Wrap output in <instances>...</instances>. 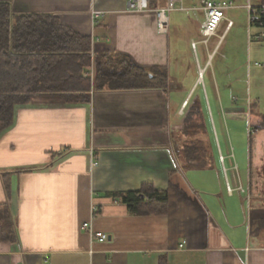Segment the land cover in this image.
Masks as SVG:
<instances>
[{
  "label": "crops",
  "instance_id": "1",
  "mask_svg": "<svg viewBox=\"0 0 264 264\" xmlns=\"http://www.w3.org/2000/svg\"><path fill=\"white\" fill-rule=\"evenodd\" d=\"M93 10L104 16L93 19ZM10 11L57 18L90 38L91 58L108 51L146 71L168 70V35L157 33L151 12H127L126 0H12ZM182 14L193 17L183 21L186 34L195 19L201 28V12ZM249 30L260 39L248 42L245 59L231 46L216 66L230 30L211 50L205 46L202 65L197 51L193 65L184 60L189 52L177 41V75L193 73L187 88L177 79L173 103L168 73L166 90L92 89L88 101L76 103L40 94L18 106L0 135V210L11 222L10 238L0 231V264H264V146L263 155L259 143L252 156V128L236 123L248 115L264 137V113L251 112L263 100L252 105L251 97L233 94L247 76L264 87L257 80L264 69L238 74L252 69L251 60L264 64V27ZM194 92L206 128L202 143L211 148L199 164L187 160L189 141H177ZM144 185L166 193L164 214L135 215L115 196ZM83 223L107 240L92 241Z\"/></svg>",
  "mask_w": 264,
  "mask_h": 264
},
{
  "label": "trees",
  "instance_id": "2",
  "mask_svg": "<svg viewBox=\"0 0 264 264\" xmlns=\"http://www.w3.org/2000/svg\"><path fill=\"white\" fill-rule=\"evenodd\" d=\"M11 1L0 0V135L12 126L15 109L28 104L35 95L59 94L65 101L76 103L88 101L87 93L92 89H167V68L146 71L127 57L108 51L91 58L90 38L62 26L50 15L14 16ZM255 1L264 5V0ZM150 7H156L155 0L150 1ZM257 26L264 27V23ZM198 95L194 92L187 101L180 123L182 137L189 141L187 160L195 164L200 163L199 157L211 154L210 146L202 143L201 131L206 128ZM115 196L135 215L165 213L166 193L148 185ZM10 223L7 210H0V231L6 239L10 238ZM159 264H166L164 258Z\"/></svg>",
  "mask_w": 264,
  "mask_h": 264
},
{
  "label": "rangeland",
  "instance_id": "3",
  "mask_svg": "<svg viewBox=\"0 0 264 264\" xmlns=\"http://www.w3.org/2000/svg\"><path fill=\"white\" fill-rule=\"evenodd\" d=\"M245 0H237V2L243 3ZM252 3H258L255 0H251ZM191 15H186V14H182L180 12H171L169 13V31L167 33L168 37H167V41H168V54H167V61H168V73L169 76L172 80L175 81L176 85H174L175 89H172L170 96L176 94L177 95V79H180L181 82H183L184 87H188L189 85V81L191 80L192 77V73L193 72H189V73H183L182 75H177L179 74V72L177 71V67H179L177 65V41L179 43H181V45L184 47V50L188 51L189 54L185 55L184 60L189 61L190 64H194V58L192 55V48H191V43L192 42H199L202 41V36H201V30L199 28V22L198 20L195 19V21H193L192 27L190 28L189 34H186L182 27H183V21L186 18H189ZM225 17L229 20H231L233 22V28L231 27L229 30V32L227 34L224 35L223 39L221 40L218 49L219 52L217 55H215V59L213 60V64L216 66L217 64V60L221 57V54L225 52H223L224 50H226L227 48H232L231 46H233L234 50L238 53L239 52V58L242 59V57L246 56L247 50H248V42H249V37H250V30L248 31V20H247V13L246 11L240 9V10H228L225 12ZM193 18V17H190ZM226 22L223 21L217 32H216V36L211 38L210 41L208 42V49L211 50L214 46H216L217 42L220 39V36L223 34L224 32V28H225ZM182 26V27H181ZM252 32V31H251ZM167 35H161V36H167ZM252 35V34H251ZM190 38H192L194 41L190 42ZM200 43V42H199ZM252 45V43L250 44ZM191 48V49H190ZM205 50V46L202 44H199L197 46V55L199 58V61L201 62V65L204 64V60L202 58V54L204 53ZM184 51V52H185ZM193 51V50H192ZM183 57V55H182ZM245 59V57H244ZM254 63H258V64H262V62L255 60H251L250 61V65L252 67V69L247 70L248 68H245L243 71L240 70L238 73L240 76H243L246 74V76L249 74L252 75L254 72H260L262 71L261 69L263 68H256L254 66ZM248 66V63H246ZM203 70V69H202ZM201 70V71H202ZM236 73L238 71H235ZM199 75V73H198ZM257 80H264L263 76L258 75L257 76ZM235 79L234 75L231 76V80ZM255 78H253V80H250L247 76V82L245 77H243L239 82H241V87H240V92L239 93H233L234 95L237 96V94L239 95V98H241L242 100H244L245 97H251L253 100L252 105H254V99L255 97H259L262 98L263 102L258 104L259 109L255 110V107H251V112L253 116H257V113H264V87H262L260 89V87H257L255 83ZM183 87V88H184ZM246 93L244 95H242V91H245ZM203 89V84L201 83V88L200 90ZM203 93V90H202ZM171 96V100L170 103H173V98ZM242 103V102H241ZM239 103V104H241ZM172 105V104H171ZM258 111V112H257ZM252 116V117H253ZM237 124L244 126L243 128L248 129V126L252 128V137H251V144H252V150H251V154L252 156H255V149L258 147V144H261V154L263 155V149L262 146L264 143V137L259 134V133H255V131H257V127L255 126L256 123L254 122V119L248 117V115L246 116L245 119L241 120V122H236ZM229 124V123H228ZM255 124V125H254ZM216 126H220V124L218 122H216ZM179 135L177 136V141H179L180 143L183 142V137H180V135H182V133H178ZM248 137L247 135H244V140L245 142H248ZM261 136L263 137V139L261 138ZM220 137V135H219ZM218 137L219 141L220 138ZM201 138L203 140L204 137L201 136ZM187 140V139H186ZM222 140H221V145H222ZM211 149V148H210ZM246 151V150H245ZM209 154V153H207ZM258 156V155H257ZM256 156V157H257Z\"/></svg>",
  "mask_w": 264,
  "mask_h": 264
},
{
  "label": "built area",
  "instance_id": "4",
  "mask_svg": "<svg viewBox=\"0 0 264 264\" xmlns=\"http://www.w3.org/2000/svg\"><path fill=\"white\" fill-rule=\"evenodd\" d=\"M150 1L151 0H126V11L130 13L151 12L155 17V27L159 35H167L169 31V13L201 12L203 23L200 30L203 39L200 43L204 46H207L210 39L216 36V32L223 21L226 22L224 33L229 31L233 26V22L225 17V12L228 10L242 9L246 11L249 26H257L258 24L264 23V5L252 3L251 0H245L243 3L237 2V0H155V8L150 7ZM91 16L93 19H98L104 16V12L93 10ZM220 38H222V36ZM252 39L259 40L260 36L250 35L249 41ZM198 44L199 42L191 43V48L194 53H196ZM254 66L264 69V64L254 63ZM199 75L202 76V73ZM219 160L221 162L223 161L222 156H219ZM92 166H97V163H93ZM228 191H230L229 187ZM81 229L92 241L102 243L107 240L105 234L95 233L90 223H83ZM183 245V243L179 245V248H182Z\"/></svg>",
  "mask_w": 264,
  "mask_h": 264
}]
</instances>
